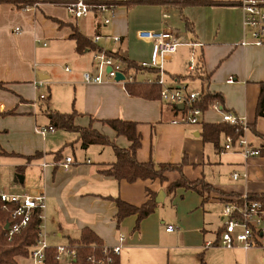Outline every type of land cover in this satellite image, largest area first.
<instances>
[{
	"label": "crops",
	"instance_id": "1",
	"mask_svg": "<svg viewBox=\"0 0 264 264\" xmlns=\"http://www.w3.org/2000/svg\"><path fill=\"white\" fill-rule=\"evenodd\" d=\"M4 1L9 2L0 3V106L5 108L0 113V153L25 158V165L17 168L18 175L25 176L24 168L29 166L39 176L40 187L35 196L44 195L46 198V238L45 221L48 218L58 229L57 237L66 240V245H48L67 247L71 240L80 239L84 229H89L107 248L119 245V239L124 237L119 264H152L155 259L151 258L156 256V252L174 249L185 251V256L190 255V260L196 264H206L203 258L205 250L223 247L220 236L225 206L237 203L238 198L244 202L250 196L264 195V155L245 158L239 147L228 153L222 152L225 137L221 138L218 149L211 143H205L203 124L223 123L221 114L211 109L204 112L199 125L184 124L174 107L160 97L148 100L136 96L128 92L124 82L108 80L106 74H103L102 83L88 84L84 81L87 72L92 75L98 73L94 55L102 48L98 46L101 41L93 43L94 36L108 32L113 37H121V43L116 44L118 47L130 38L133 23L125 8H120L113 22L105 25L101 23L99 14H95V20L88 17L75 19L68 8L75 0H31L35 4L26 8H18L13 3L24 0ZM212 1L239 4L233 7L189 6L183 11L174 7L146 6L162 10L154 22L147 25L141 22L136 29L173 31L174 26H180L181 33H184L183 28L191 33L196 39L194 42L201 44L198 56H203L201 70L196 67L199 72L195 69L191 79L201 89L189 90L190 82L182 73L188 55L185 50L178 49L164 62L163 80L166 85L188 93L221 95L224 99L222 110L244 118L249 125L246 137L251 147L264 148V118L256 116L261 83L264 82V47L242 45L251 41L244 30L243 13L239 7L243 0ZM207 7L226 9L235 14H224L225 17L214 24L208 14H197L199 12L191 10ZM188 10L189 14L184 16L183 12ZM185 18L191 29L186 27ZM76 31L95 47L77 53L72 39ZM174 38L180 46L190 48L179 35L176 37L174 33ZM153 51L154 45L145 61L131 59L127 52L116 53L142 64L152 61ZM166 74L171 80L166 79ZM202 74L204 78H201ZM230 79L233 83H229ZM59 85L73 87L74 99L66 96L58 101L61 97L57 92ZM45 91L52 108L48 105L42 110L41 100L45 101L46 97H41ZM62 108L77 113L74 120L77 126L98 131L122 149H128L131 142L124 136H118L105 122L119 119L137 124L141 137V147L136 154L139 162H185L183 175L191 181L204 180L215 192L206 201L190 190L178 189L167 193L170 183L181 177L178 172L168 173L166 182L156 179L130 183L104 175L102 170L116 162L111 145L112 149L105 152V146L101 145L83 147L77 133L68 134L74 132H41L43 128H50L49 113L70 114ZM38 113L44 114L47 122L38 123ZM5 115L9 116L4 118ZM11 124L17 126L22 138L5 143L3 138L8 139L12 135L13 129L8 127ZM50 133L52 138L48 136ZM71 157L73 162L69 169H65L66 160ZM208 169L212 171L210 181ZM235 174H238V179H234ZM162 191L165 192L164 201L140 223L137 230L136 215L118 224L115 199L140 207L151 195L157 198ZM168 226H174L175 231L167 232ZM228 250L223 257L209 252L207 264H243L245 261L257 264L260 258L264 263V254L261 257L257 254L262 250L261 246L247 249L237 245ZM64 264H71L67 256Z\"/></svg>",
	"mask_w": 264,
	"mask_h": 264
},
{
	"label": "trees",
	"instance_id": "2",
	"mask_svg": "<svg viewBox=\"0 0 264 264\" xmlns=\"http://www.w3.org/2000/svg\"><path fill=\"white\" fill-rule=\"evenodd\" d=\"M2 2H9L0 0ZM18 8H26L35 4L31 0L15 1L13 2ZM239 3L233 2H215L212 0H133L125 4L126 9H130L135 6H160V7H174L180 11L189 6H221V7H233ZM186 27L191 29V24L185 18ZM72 39L76 43V52L83 53L86 49H92L95 47L92 43L86 39L82 34L76 31L72 35ZM103 51L100 49L99 52ZM106 54L119 62L124 66V72L126 74L132 73L133 81L128 80L124 82L128 92L148 100L158 99L161 95L163 87L158 82L139 81L136 78L137 74L144 71H150L159 73L158 70L153 68H146L142 64L136 63L129 58L120 55L119 53L107 52ZM202 58L199 57L196 67H201ZM200 65V66H199ZM203 66V65H202ZM196 69V68H195ZM201 70V68H200ZM202 74L201 78H204ZM2 84H0V89ZM215 101H218L224 109V99L219 94H203L200 101L196 103L202 111H206L208 107ZM177 112V108L174 107ZM50 128L54 130L74 132L78 134V139L82 143L83 147H89L91 145L113 147L116 155V162L109 165L107 169L102 170V173L108 177L115 178L118 181H127L130 183L138 180H156L159 179L162 182L167 181V174L172 172H178L181 177L174 182H171L166 192L174 193L178 189L190 190L201 195L204 200L210 199L215 189L204 180L191 181L183 175V167L185 162L180 164L160 163L155 164L153 162L142 163L136 158L138 149L141 147V137L137 131V124L133 122H127L124 120H108L105 123L111 127L118 136L126 137L131 146L128 149H122L114 145L110 140L91 128H82L75 124L74 120L77 113L74 111L70 114L61 113H49ZM256 116L258 118H264V82L261 83V91L258 99ZM249 129V125H248ZM245 132L240 127H235L229 124H203L202 137L205 143L213 144L217 149L220 148V141L222 137L231 136L234 141L244 136ZM260 154L264 155V148H256ZM61 152H58L60 155ZM1 190V186H0ZM235 203L237 206H243L245 202L250 200L261 201L264 203V195L262 196H250L243 202V199ZM118 207V213L116 220L120 224L124 219L130 216H137L136 230L139 228L140 223L154 213L158 207L156 202V195H151V198L142 206H132L120 199H115ZM233 204V203H232ZM15 210V206L10 204L7 208H3V203L0 199V264H18V258H29L31 247L36 243L38 239V226L42 220L38 218L37 214L33 217L28 226L18 235L13 236L11 239L7 237L6 226L13 222L12 214ZM70 250L76 252V258L71 261V264H88V258L92 254H96L103 257V242L89 229L82 231L81 237L78 240H71L67 246ZM95 250V251H94ZM58 248L49 246L46 250L45 264H61L57 259ZM115 264H119V259H115ZM204 264V263H202Z\"/></svg>",
	"mask_w": 264,
	"mask_h": 264
},
{
	"label": "built area",
	"instance_id": "3",
	"mask_svg": "<svg viewBox=\"0 0 264 264\" xmlns=\"http://www.w3.org/2000/svg\"><path fill=\"white\" fill-rule=\"evenodd\" d=\"M133 0H75L68 5L69 11L75 19L87 17L90 14H111V19H105V25L111 23L115 19L117 11L120 8H125V4ZM240 9L243 13V27L248 32L251 41L243 42V46H259L264 47V0H243L240 5ZM17 32L19 29L16 30ZM140 40L152 42L154 45V51L152 61L150 63L144 62L142 66L146 68H153L158 70L160 74L161 86L163 84L164 62L167 57L175 53L180 44L175 40L174 33L170 29L162 31H140L137 33ZM101 36L97 35L93 38V43L97 44L101 41ZM111 40L115 44H120L121 37L114 36ZM192 50L201 47L200 43L193 42L189 45ZM194 56V54H193ZM94 60L97 63L98 73L92 75L91 73L84 74V81L88 84L102 83L103 74H106V78L111 81H116V77L119 73H123L125 81L132 82L133 75L126 74L124 72V66L113 58L106 54V51L96 52ZM194 60L189 66L191 72L196 68ZM109 69V70H108ZM67 71L69 69L67 68ZM123 81V82H125ZM229 83H233L230 79ZM203 94L199 92H184L181 89L163 88L161 91L160 99L177 108L178 113L181 115L180 122L189 125H199L201 117L204 115L196 103L200 101ZM42 96L41 99H44ZM179 105H183V109H179ZM208 109L218 112L222 116V122L235 127H240L245 132V135L233 140L231 136L225 137V145L222 148V152H229L239 147L245 158L259 156L260 152L251 147L247 140L246 132L248 131V124L246 120L233 113L222 110V106L218 101L213 102ZM5 110L4 106H0V113ZM43 134L48 132H54L53 128H43L41 130ZM72 158L66 160L65 169H69L72 164ZM234 179H238V174L234 175ZM0 199L3 203V208H7L12 204L15 206V210L12 214L13 222L8 224L7 237L12 238L15 235L20 234L31 222L35 214L42 220L38 226V239L36 243L31 247L29 259L33 264H45L46 250L49 245L46 242V234L44 233V212L46 209V198L44 195L31 197L25 194L9 193L1 188ZM223 231L220 236L221 246L227 249H233L237 245L249 249L253 247H263L262 240H264V203L261 201L250 200L244 203L243 206H237L236 204L226 205L223 212ZM174 226H168L167 232L171 233L175 231ZM124 237L119 239V245L112 248H103V257L92 254L88 258V264H115V259L121 254L122 243ZM211 246V243L208 244ZM58 256L57 259L61 264H64L66 256L72 261L76 258V252L70 250L68 247H57ZM95 251V250H94Z\"/></svg>",
	"mask_w": 264,
	"mask_h": 264
},
{
	"label": "rangeland",
	"instance_id": "4",
	"mask_svg": "<svg viewBox=\"0 0 264 264\" xmlns=\"http://www.w3.org/2000/svg\"><path fill=\"white\" fill-rule=\"evenodd\" d=\"M161 10L162 9L158 8V7L157 8L156 7L147 8L146 6H144V7L135 6V7H132L130 9H126L127 13L130 15L132 23H133V27H132L133 30H132L130 38L122 46L118 47L111 40L113 35L108 33V32H105V34L100 35L102 38H101V42L98 44L99 48H102L104 51H107V52L108 51L109 52H115V53L118 51L127 52L131 59H134L137 61H145L144 59H147L150 56L153 44H152V42H149V41L140 40L138 38L137 33L140 31H147V30L137 31L136 27H140L141 22L144 23L145 25L154 22L157 14H160L159 12H161ZM191 10H193V12H195V13L199 12L197 14H208L209 18L212 17V19H213L212 21L214 22V24L221 21V19L225 17L224 14H235V13L227 12L226 9H214L211 7H207L205 9L202 8V9H191ZM173 12H175L176 14H180L179 11L173 10ZM185 14H189V10L186 11V13L183 12L184 16H186ZM116 16H117V14H116ZM87 17L91 20H93V19L95 20V14H90ZM106 18L111 19L112 15L111 14L101 15L99 19H100L102 24H105L104 20ZM140 18H141V20H140ZM138 20H140V21H138ZM112 22H113V20L111 21V23ZM108 28H106V31ZM181 29L182 28H180V26H174L173 27V31L175 33V36L177 37L179 35L181 37L182 41L186 42V44L189 46L196 39L194 38V36L191 33H189V32L187 33L184 30V28H183L184 33H181L180 32ZM104 43H106V44H104ZM180 50H185V52H187V55H188L186 60H184V72H182V73L185 75L186 79L188 80V83L190 82L189 83V90L192 91V90L201 89L199 87V85L196 83H193V79H191V74H195V72L194 71L191 72L190 70H189L190 73L188 72L189 66L192 63V59L194 60L193 61L194 65L197 64L198 59H199L198 54L200 53L199 52L200 48L195 49V51L193 52L191 47L189 48V47H186V45H181L178 47V51H180ZM193 54H194V56H193ZM64 66L65 65H63V67ZM70 68H71V66H70ZM199 68H201V67H199ZM196 72L198 73L199 71L196 69ZM87 73H90V72H87ZM187 73H189V74H187ZM154 75H156V76H154ZM159 75H160L159 73L144 71V73L137 74L136 76H137V79L139 81L142 80V81H148V82H160V78H159L160 76ZM164 77L165 76H163V79H164ZM166 79L171 80V77L166 74ZM166 84H167V82H165V80H163L162 87L163 88H169L167 86L168 84L167 85ZM43 91H44V89H43ZM57 92L61 96L60 98L57 99L58 101H62L64 98H66V96L70 97V100H73L74 96H75V91H74L73 87L70 88V87H67L66 85H59L57 87ZM44 93L45 94L43 96H45L46 99H45V101L41 100L42 102H41L40 106H42V110H45L48 107V105L50 108H52L51 104L49 103L50 99L48 98V93L46 91ZM62 109H66L63 111H67L68 113H71L73 111L71 109L67 110L68 108H62ZM8 116L9 115H5L4 118H7ZM36 118H37L38 123L42 124L44 122H47L46 116L44 114L38 113ZM8 127L12 128L13 130L11 129L12 135L10 137H7L8 139L3 138L5 143H8V141L12 142V141H15L19 138H22V136H20L21 134L18 133V128H16L17 127L16 125L11 124V125H8ZM42 127H46V126H42ZM68 134L75 135V133H68ZM48 136L50 138H52L53 134L50 133V134H48ZM90 148H95V147H90ZM104 148H105V152L108 149H112V147L110 145H107ZM225 153H228V152H225ZM70 154L72 156L75 155V153L73 154V152H70ZM212 154H214L213 149H212ZM20 160L23 162L20 163ZM24 163H25V158H23V157H20L18 155H14V154H8L5 152L0 153V186L2 188H4L5 191L7 190L9 193L25 194V195H29L31 197H35L36 192L40 187V179H39V176L35 173V169L27 166V168H24L25 169V176H23L25 178L24 182L22 184L15 182V178L18 175L17 168L20 165H25ZM207 177H208V180L210 181V179L212 177V171L210 169L207 170ZM57 230L58 229H55V227H53L51 225V223L48 221V218H47V221H45V232L48 235V237L46 238L47 244L57 245L60 243H64V245H66V243H65L66 240L64 238L60 239L57 237V233H58ZM262 244H263V247H262L263 251L262 250L257 251L258 257H261L262 254H264V240H262ZM209 252H213L215 254H218V256L223 257L227 254V252H229V250L225 247H219V248H212L211 247V248L206 249L205 254L203 256L204 261H206V264L208 261L207 260L208 259L207 254ZM155 254H156V256H153L151 258V259H155V262H153L152 264H191V262H193V264H196L195 261L190 260V255L185 256V251H183L181 249H174V250H171V252L164 251V253L156 252ZM18 264H33V263L29 258H18ZM243 264H247L246 261ZM257 264H264V263H262L261 258L259 259Z\"/></svg>",
	"mask_w": 264,
	"mask_h": 264
},
{
	"label": "water",
	"instance_id": "5",
	"mask_svg": "<svg viewBox=\"0 0 264 264\" xmlns=\"http://www.w3.org/2000/svg\"><path fill=\"white\" fill-rule=\"evenodd\" d=\"M109 70V69H108ZM125 81V76L123 73H119L116 77V82H123ZM183 105H179V109H183ZM15 182L16 183H23L24 182V177L21 176V175H17L16 178H15ZM164 198H165V192H160L156 198V202L158 204L162 203L164 201ZM8 228V226H6V229Z\"/></svg>",
	"mask_w": 264,
	"mask_h": 264
}]
</instances>
